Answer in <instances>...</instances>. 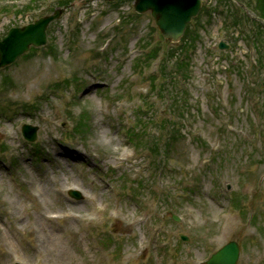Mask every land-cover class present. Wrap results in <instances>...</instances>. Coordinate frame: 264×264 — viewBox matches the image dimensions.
I'll use <instances>...</instances> for the list:
<instances>
[{"label":"rangeland","instance_id":"374dc122","mask_svg":"<svg viewBox=\"0 0 264 264\" xmlns=\"http://www.w3.org/2000/svg\"><path fill=\"white\" fill-rule=\"evenodd\" d=\"M133 1L0 0V38L63 5L46 43L0 68V264H204L232 239L236 264H264L257 21L223 29L219 0H202L182 71L166 52L179 43ZM23 123L38 127L34 143ZM238 193L246 214L230 206Z\"/></svg>","mask_w":264,"mask_h":264},{"label":"water","instance_id":"95a60500","mask_svg":"<svg viewBox=\"0 0 264 264\" xmlns=\"http://www.w3.org/2000/svg\"><path fill=\"white\" fill-rule=\"evenodd\" d=\"M200 0H134V8L138 12L150 10L156 25L163 36L171 41H177L183 33L185 25L195 16L200 8ZM61 9L42 16L32 23L22 27H12L6 36L0 40V67L13 62L17 56L25 52L29 46H40L46 42V28L55 18L60 16ZM226 45L220 43L219 47ZM37 127L23 125L22 131L26 138H36ZM70 195L79 198L77 191ZM184 239L185 237L182 236ZM239 255V246L230 241L216 251L206 264H235Z\"/></svg>","mask_w":264,"mask_h":264},{"label":"trees","instance_id":"16d2710c","mask_svg":"<svg viewBox=\"0 0 264 264\" xmlns=\"http://www.w3.org/2000/svg\"><path fill=\"white\" fill-rule=\"evenodd\" d=\"M247 3L249 7L252 8L253 11L256 12L259 18L264 19V0H242ZM228 6H231L228 4ZM235 13H232L231 9H229L227 12H223V16L225 20H230L232 25L234 26H240L243 25V23L247 20H249V17L247 15H243L242 13H239L237 8ZM257 23V28L252 31V37L255 39V44L259 41L264 40V27L260 25V22ZM196 39L195 30L191 28V25H188L186 32L181 40V42L176 46L175 49L166 51L168 53L167 60L176 58L180 61L177 62V66L181 68L182 71H184L187 67L186 59H184V56L190 51V48L194 46ZM257 63L259 66L264 64V45H263V51L258 52L257 54ZM168 83L171 81V76H167ZM246 92H248V88H245ZM176 107V105L174 104ZM177 108V107H176Z\"/></svg>","mask_w":264,"mask_h":264},{"label":"bare ground","instance_id":"6f19581e","mask_svg":"<svg viewBox=\"0 0 264 264\" xmlns=\"http://www.w3.org/2000/svg\"><path fill=\"white\" fill-rule=\"evenodd\" d=\"M41 209V208H40ZM42 210V209H41ZM38 211H40V210H38ZM42 214V213H41ZM44 217H45V215H44V213L42 214Z\"/></svg>","mask_w":264,"mask_h":264}]
</instances>
